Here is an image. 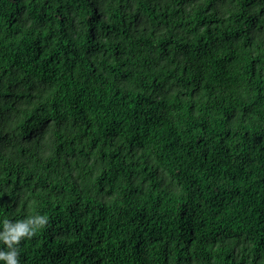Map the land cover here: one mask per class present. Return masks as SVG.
<instances>
[{"label":"trees","instance_id":"obj_1","mask_svg":"<svg viewBox=\"0 0 264 264\" xmlns=\"http://www.w3.org/2000/svg\"><path fill=\"white\" fill-rule=\"evenodd\" d=\"M35 215L20 264H264V0H0V231Z\"/></svg>","mask_w":264,"mask_h":264},{"label":"clouds","instance_id":"obj_2","mask_svg":"<svg viewBox=\"0 0 264 264\" xmlns=\"http://www.w3.org/2000/svg\"><path fill=\"white\" fill-rule=\"evenodd\" d=\"M47 221L44 215H35L27 219L17 221L4 220L3 231H0V240L7 245V250L0 249V261L3 264H20L19 241L24 237H30L39 227Z\"/></svg>","mask_w":264,"mask_h":264}]
</instances>
